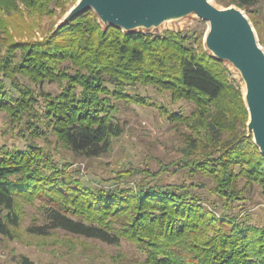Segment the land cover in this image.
Wrapping results in <instances>:
<instances>
[{
  "label": "trees",
  "instance_id": "1",
  "mask_svg": "<svg viewBox=\"0 0 264 264\" xmlns=\"http://www.w3.org/2000/svg\"><path fill=\"white\" fill-rule=\"evenodd\" d=\"M257 1L229 4L247 12ZM50 2L0 0V11L13 13L21 4L44 15ZM101 25L87 10L42 41L13 44L14 50L0 55V73L20 92L16 75L39 83L63 82L62 91L47 98L43 119L74 155L85 158L100 157L111 139L122 135L112 99L144 103L109 87L152 86L173 101L190 102L195 106L192 121L203 135L188 145L190 153L175 163L176 169L210 178L213 191L230 202L241 194L236 188L240 179L264 192V156L243 131L248 113L238 87L226 76L225 63L203 49L194 34L123 33ZM25 108L26 99H12L0 80V110L18 118ZM165 114L174 123L187 119ZM198 144L201 151L191 158ZM40 198L47 203L45 224L29 228L32 235L62 230L106 245L126 241L143 256L133 264H264V226L205 206L192 185L140 182L97 189L67 178L61 165L36 146L24 151L1 147L0 209L6 214L0 218V235L10 237V229L18 226L17 199Z\"/></svg>",
  "mask_w": 264,
  "mask_h": 264
},
{
  "label": "rangeland",
  "instance_id": "2",
  "mask_svg": "<svg viewBox=\"0 0 264 264\" xmlns=\"http://www.w3.org/2000/svg\"><path fill=\"white\" fill-rule=\"evenodd\" d=\"M77 1L51 0L49 13L44 15L34 14L21 4L13 13L4 14L0 11V55L14 50L11 46L16 43L31 44L44 40L59 26ZM229 2L210 0L212 5L220 9L234 6ZM241 11L264 51V0H258L247 12ZM166 31L194 34L201 39L202 47L206 50L204 39L208 24L195 15L164 22L158 28H139L132 32L163 35ZM14 54L16 56V51ZM224 63L228 80L238 87L244 101L245 86L239 72L228 62ZM14 78L21 92L14 90L10 79L0 73L6 93L12 99H26L28 109L25 108L20 118L0 110V148L24 151L29 145L36 146L61 165L67 178L97 189L133 187L140 182L151 185H192L193 192L203 198L205 206L215 205L218 212L226 211L258 227L264 226V192L256 184L247 185L244 180H238L236 188L241 194L230 202L213 191L214 181L210 178L176 169L175 163L190 153L188 145L203 135V130L195 127L192 121L191 113L195 110L192 103L173 101L169 93L159 94L152 86L138 84L123 90L109 87L112 91L138 96L144 103L112 99L116 107L114 118L122 128V135L112 138L110 149L100 157L85 158L74 155L49 130L43 119L47 98L57 96L64 83H39L21 75ZM166 112L180 114L187 119L183 123H174L167 119ZM243 131L246 136H251L246 127ZM200 147L198 144L191 158L199 155ZM198 185L203 187L198 188ZM15 203L19 223L10 229V237L0 235V264H25V260L28 264H133L143 259L142 254L126 241H121L118 246L106 245L62 230L50 231L47 236L32 235L29 228L45 224L43 206L47 203L41 198L31 202L17 199ZM5 214L0 209V218Z\"/></svg>",
  "mask_w": 264,
  "mask_h": 264
},
{
  "label": "water",
  "instance_id": "3",
  "mask_svg": "<svg viewBox=\"0 0 264 264\" xmlns=\"http://www.w3.org/2000/svg\"><path fill=\"white\" fill-rule=\"evenodd\" d=\"M91 10L105 27L125 32L158 28L164 22L195 15L208 24L204 44L216 59L228 62L245 86L246 128L264 156V51L245 14L235 6L217 8L210 0H78L59 25Z\"/></svg>",
  "mask_w": 264,
  "mask_h": 264
},
{
  "label": "bare ground",
  "instance_id": "4",
  "mask_svg": "<svg viewBox=\"0 0 264 264\" xmlns=\"http://www.w3.org/2000/svg\"><path fill=\"white\" fill-rule=\"evenodd\" d=\"M169 27V26H168Z\"/></svg>",
  "mask_w": 264,
  "mask_h": 264
}]
</instances>
